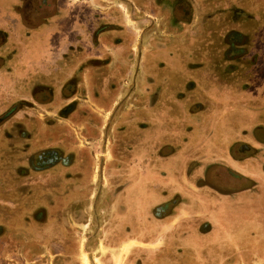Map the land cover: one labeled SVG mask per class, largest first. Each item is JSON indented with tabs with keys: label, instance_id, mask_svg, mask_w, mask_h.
Here are the masks:
<instances>
[{
	"label": "rangeland",
	"instance_id": "1",
	"mask_svg": "<svg viewBox=\"0 0 264 264\" xmlns=\"http://www.w3.org/2000/svg\"><path fill=\"white\" fill-rule=\"evenodd\" d=\"M115 1L117 2V0ZM222 1L225 3H222ZM105 2L109 3L107 5L108 10H115L118 6L115 5L116 3L113 4L107 0ZM170 2V0H159V3L162 4L164 8L168 7L169 10L175 12L174 6L177 5V2L180 3V1L174 0ZM188 4V10L183 3L179 4L176 7L175 15L178 14V16L188 17V24L186 25L190 27L189 38H196L192 42L202 37L199 33L197 34L198 31L196 29L200 31L203 29L202 27L207 29L215 27V10L219 9V6L223 9V13L220 15L222 24L225 22L227 27L231 26L229 19H232L231 16L234 15V8L241 9L247 13L249 16L247 26L252 32H250L249 41L254 43L251 51L252 57L249 56L247 61L248 64L252 62L251 65H248V68L252 70L251 74L253 76L250 72H248V75L254 77L255 82L258 80V83L264 80V0H189ZM101 9L97 8V10ZM159 9L160 8H158L159 18L156 25V37H158V39L176 42L180 35L171 36L163 32L168 31L170 27L179 25V19L182 18L175 17L173 23L169 24L165 16L160 14L163 10L161 11L160 9V12ZM152 10L155 12L154 8H152ZM133 11L140 15L145 13L143 7L140 8L139 11L133 10L132 0L121 2L119 23H114L115 27L119 29L117 30L119 34H121V20L123 22H130L128 18H132L131 15ZM62 14L64 15V10ZM242 20L244 19L237 17L236 22L241 23ZM131 24L133 23L131 22ZM243 24H245V20ZM53 26L54 22L43 26V29L46 30L43 37L44 40L37 38L34 41L38 47H41L43 43L48 44L47 41L53 38L51 35L55 33ZM132 27L131 25L128 30H131L133 33L134 28L132 29ZM162 33L164 35H162ZM147 37L148 35L145 34L139 39L138 35L133 33V35L130 36V40L133 44L136 38L137 41L143 39L142 41L144 42ZM115 38L120 37L115 35V37H111L109 41H113ZM171 53L170 51L166 55H159V57H163L167 60V55L170 56ZM125 55L127 58L129 57V59L131 55V63H137V59L142 57V52L138 50H80L77 52L78 68L81 64V68L78 69L77 79L80 81L77 83H65L66 79L64 78L62 83L55 82V84H51V86L55 85L54 87H56L57 90L62 88L61 96L58 94L59 97L57 98H47L41 91L31 88L35 96L38 95L40 99H45L44 104L17 101L12 105L14 106L16 104L15 107L19 106V108H26L28 105H39L40 108L35 110L33 118L37 120V112L41 113L39 115L47 128L45 139L51 142V145L41 146L39 144L40 146H37V149L40 148L41 150L46 147L54 148L53 142L56 141L57 137L61 138L62 143L58 147L61 148L63 153L71 154L75 162H73V166L70 168L61 165L60 167L58 166L42 172L34 170L27 160L24 161L22 167L20 165L21 163L13 161L12 164H7L0 168V172L3 170V172L11 177L6 180V190L0 188V264H132L130 257L133 256V252L136 253L138 249L136 246L141 245L142 248H149L148 244L144 245V242L141 244L138 242L136 246L135 242L122 244L120 236L131 234L133 237V235H137L140 236L138 239L144 241V237H141V235H149L150 226L154 223L155 226H152V228L155 229V232L151 235H154L153 240L156 241L152 244V247H156L158 252L156 262H161L164 259L166 260V258H170L176 262L181 261V257L187 254L185 251L188 246H196V244H193L194 242L184 245V239L187 236L195 239L198 232H201V230L205 231L203 230L205 228L201 227L202 225L200 227L188 224L182 226L178 224L169 225L166 221L167 219H164L165 221H154L152 211L154 205L150 204L149 199H147L148 201H145V199L141 201V216L138 210V213L136 212V205L133 202L126 203L124 208L125 212H121V207L118 208L119 205L121 206L119 201L121 195L117 194L121 193V186L141 187L143 198L149 197L150 177L153 172H155L154 174L157 176L158 180L157 192L159 201L163 200V193H167L168 196H171L173 192L178 191L181 194V199L183 198L186 202L190 203L189 205H192L193 202L190 200L192 195L188 193L194 192L191 188L199 184L197 174H199L202 167L204 168V166H206L207 168L209 164H213L199 160L191 161L194 158H204L205 156L203 152L201 156H199L197 148H191L190 153L187 154L190 157H186L185 159L180 157L183 161L175 157L174 162H172V160L165 157L163 158L162 156L164 154H161L160 147H157V154L159 156L156 161H154L153 159L155 158L150 155L151 148L146 147L148 141L145 140H142V145L145 143L146 145L141 147V153L144 155V150H146L147 156H143L142 161L138 159L139 157L135 159L134 147H130L131 158H127L129 152L121 147V129H125L127 125L134 123L135 117L137 116L133 109H130L127 113L123 112H126L125 109L127 108H134V106H137V100H139L141 96V100L144 102L143 107L146 104L149 106L150 95L145 96V93L152 90V80L149 71L147 72L148 67L146 66H118L115 62H119L118 60H121L123 56L126 57ZM227 55H229V52H227ZM96 58H101V61L99 60L100 62H96ZM92 59H94V61H92ZM82 65H87V70H85ZM173 69L174 76L170 74V68L168 66L157 70L161 72L167 70L166 73L168 74L169 82L181 80L184 77L183 74L176 75L179 68L176 67ZM190 74L192 73L189 72V76ZM121 75H123V78ZM47 79H52V77L49 78L47 76ZM122 79H125V81H122ZM186 79L187 77H185L184 80ZM130 80H134V82L136 81L137 83H131ZM138 81H140V83H138ZM2 87H4V85H2ZM141 88L143 90L140 92ZM188 88L192 91V82L189 83L188 87L186 86L187 90ZM174 89L181 90V87L179 86V88L176 87ZM243 89H245V87L242 88V85L241 87L239 85L237 90ZM1 94L2 93H0V95ZM67 95L70 96L67 97ZM8 101L9 105L5 104L4 107L0 109V121L1 118L4 119L12 116V106L8 109L6 108L10 106L12 102L16 101V99L14 101ZM30 101L34 100L30 99ZM215 101L216 103L212 100H208L207 103L204 101L205 104L198 103L197 105H190L194 107L195 110L190 108V115H186V117L194 119L193 121L196 122L195 120L198 114L196 107H204L205 112L200 113V119H205V122H203L209 129L213 122H220L219 118H221V115L216 112L224 111L223 106L218 103L222 101ZM223 101L230 105L231 103L235 105L232 107L239 110L241 114L244 113H242L240 107H250L251 102H254L253 110L255 114L251 116L244 115L246 117H252V123L255 126L254 133H256V135L264 131V114L260 113L261 115H258L259 110H264V99L251 100L237 98ZM157 105L160 107V104H156V106ZM171 105L174 107L172 120L178 130L174 131L173 134L175 146H177L174 148L175 155L182 153L181 144L183 133L181 130L184 121V116L182 115L183 102L180 98H174ZM185 106L187 107V105ZM121 107L125 108L122 112ZM142 112V121H151V116L153 115L146 109H142ZM158 113L157 116L161 118L163 112ZM241 114L235 113V115H231L234 119L233 122L238 124L243 123L245 116ZM35 120L32 121L34 124L36 122ZM260 122H262L263 125H260ZM87 126L89 127L87 128ZM258 126L263 127H260L258 131L256 130ZM55 128L57 130H55ZM212 132V130L207 131V134L209 133L208 137H211ZM238 132L249 134L247 131ZM261 141L264 143V139ZM223 147L224 146H217L213 148V145H207L205 148L207 150V160L209 155H213V158H217L218 154H222ZM163 152L166 153L167 151L165 150ZM12 154L15 153L13 152ZM125 154L127 155L125 156ZM189 158L192 159L188 161ZM125 159L129 161V163H127ZM135 165L138 166V169ZM154 169L155 171H153ZM133 170L138 172L137 174L140 176L139 179L137 178L139 183L135 184V179L132 177L134 175L126 177L127 179L125 180L121 178L123 172L130 173ZM171 170L173 171L172 173ZM255 170L258 171L257 168ZM21 172L28 173L25 179L12 177L15 173L19 174ZM59 172H61L60 175ZM215 179L216 178L210 177L209 181L213 182ZM124 181H126L125 183L127 184L123 183ZM22 183L24 185H22ZM260 186L255 187L254 192L257 193V195H254V197L260 196L259 194L263 187ZM185 188L189 190H185ZM56 192H60L61 194L57 197ZM257 202L259 201L257 200L256 203ZM256 203L253 202L255 208L257 207ZM263 206L264 197L263 201H261L257 207V209H259L258 212L263 213ZM184 207L185 206H181V208ZM191 207L193 206L185 208L188 209ZM250 211H252V209ZM255 211L257 212V210ZM255 211L252 212V214H255ZM187 213L190 215H187ZM195 213L196 211L187 210L180 212L179 210H174L171 217L177 222L179 217L183 218L184 216L186 218ZM223 214H225V212H223ZM139 218L141 228L137 226ZM254 218L257 219V221L264 222V215L260 216L255 214ZM123 220L130 224L126 232L121 228V222H123ZM202 220L203 221L197 220V222L203 224L202 222L206 221L211 225L214 224L212 220ZM149 221H151V223ZM226 229L234 230L236 228L223 227L222 231ZM233 234L237 235L238 231H235ZM247 234V239L238 240L237 249L247 248V252L250 256L248 264H264L263 228L251 226L248 228ZM238 235L242 236L243 233ZM170 236H175V244L170 243L174 247V251L169 248V251H166V240H168V237L171 238ZM181 250L185 251L183 252ZM189 250L192 251L191 248H189ZM195 251L198 253L199 250H194L193 254L196 255ZM195 257L196 256L190 258L196 262L198 259H195ZM239 264H241V262Z\"/></svg>",
	"mask_w": 264,
	"mask_h": 264
},
{
	"label": "crops",
	"instance_id": "2",
	"mask_svg": "<svg viewBox=\"0 0 264 264\" xmlns=\"http://www.w3.org/2000/svg\"><path fill=\"white\" fill-rule=\"evenodd\" d=\"M105 1L106 0H4L3 3V0H0V56L5 57L4 60H0V93H2L0 95V109H2L5 104L9 105L8 100L14 101L15 99L16 101L12 102V104L6 109L11 107L17 101L44 104L45 99H40L38 95L35 96L31 88L41 91V93H44L47 98H57L59 97L58 94L61 96L62 88L57 90L56 87H54L55 85L51 86V84H55V82L62 83L64 78L66 79L65 83H77L80 81L77 79V76L81 64L78 68V49L76 48L77 46L75 43V38L79 35L86 39L85 50H138L139 52H142V57L140 55L141 58L137 59V63H131V55L130 59L129 57L127 58L126 55V57H121V60H118L119 62H115L121 67H137V65H139V67H145L149 65L150 67L168 66L176 68L179 64H182V66H184V64L186 66L187 64V67H189L194 66L196 60H200V58L196 60L192 58V51H194V48H196L199 42H201V39L204 36L203 30L201 29L199 31L196 29L198 31L197 34L199 33L202 37L197 41L195 40L192 42L196 38H189L190 27L186 25L188 23L180 21L177 28L170 27L168 31L163 32L164 34L171 36L180 35L176 42L158 39V37H156V25L159 18L158 11L154 8L155 12H153L151 2L150 6H148V2L142 0L140 3L143 4L141 5H139L136 0H132V2L139 6V9L143 7L145 10V13L143 14L144 16L141 15L138 17L136 16L138 14L134 12L136 18H128V21L130 22H123L122 24H124L126 28H130L132 25V28H134L133 33L137 34L139 39L145 34L148 35V37L144 42L142 41L143 39L137 41L136 38L135 43L132 44L130 42L128 47L126 46V48H124V45L121 44V34H119V31H112L109 29L115 27L114 23H119L118 20L121 16V0H117V2L115 0H107L118 5L117 8H115L117 13L115 10H108L107 5L109 3ZM97 8L102 9L97 10ZM63 10L64 15L62 14ZM23 19L25 23L23 22ZM98 21L106 23L107 27H105V31L103 30L102 32H99L101 36L98 38L100 39L98 42H101L103 46L100 44L95 48L91 46L90 42H88V38L89 35L94 32L95 27L98 26ZM52 22H54L53 27L55 31L54 34H51L53 38L47 41L48 44L43 43L41 47H38L37 44L34 43L35 39L40 38L44 40L43 37L46 30L43 29V26ZM131 22L133 24H131ZM109 25L112 27H109ZM163 33L162 35H164ZM115 35H118L120 38H115L113 41H109L110 38L115 37ZM170 51L172 53L170 56L167 55V60L163 57H159V55H166ZM179 55H181L180 63ZM100 59L101 58H96V62H100ZM92 61H94V59H92ZM191 63H193V65ZM222 63V66H226L225 72H227L226 75L229 79L215 77V75L211 74L208 69H206V71L200 70L197 72V78L190 77L191 75L189 76V72H187V80H194L195 83H193L192 91L189 88L188 90L186 89L183 91V97L181 98L183 102L182 115L184 116L183 127L181 130L183 133L181 154L174 155V148L177 146H175L173 134L177 128L175 127L172 118L168 122V128L167 126L161 128L162 126L160 125L153 126V124L150 123L149 129L136 130V125L134 126V123H132L130 125L134 126L135 129L130 128L131 126L121 129V147L126 150V147L130 146L134 147L133 150H135L138 146H145V144L142 145V140H149L147 145L151 147L152 150L153 146L156 148L162 147L160 142L165 141V145H168L169 147L166 148L167 152L164 153L163 156H166L165 158L174 162L175 157L178 160L190 157L187 154L190 153L191 148H197L199 156H201L203 152L205 155L203 159H207V150L205 149L207 145H213V148L217 146H224L223 148H225L226 145L231 142H234L236 146L248 145L251 148L250 155L254 157L252 159H242L239 161L233 160L227 157L226 151L223 149V153L218 154L215 160V163L219 164V175L222 174L221 176H225L224 173L228 171L227 173L230 179L227 180V183L236 188L238 187V190L235 191L237 192V197L240 195L242 196V193L246 192L239 190L242 189L245 184L247 185L245 180L247 178L252 179L254 184L255 176L253 173L256 174V172H261L262 170L264 163V143L261 140L264 139V136L261 134L256 135V133H254L255 126L252 123L253 119L252 117H246L255 114V111L253 110L254 102H251L250 107H240V110L246 115L245 116L235 107H232L235 105H232V103L230 105L223 100H234L237 98L251 100L264 99V80L260 83H258V80L255 82L254 77H252L253 75L251 73L252 76L248 75L249 68L243 70L244 66L238 60L226 58L225 60H222ZM205 65H207V63ZM86 66L82 65L85 70H87ZM239 72H243V74L239 76ZM47 76L49 78L52 77V79H47ZM121 77L123 78V75H121ZM166 77L168 78V76ZM230 78L236 79V81L232 82ZM122 81H125V79H122ZM130 81L131 83L136 82H134V80ZM138 83H140V81H138ZM165 84L170 85L167 81ZM2 85H4V87H2ZM239 85L240 87L242 85V88L245 87V89L237 90ZM142 90L143 89L141 88L140 92ZM146 95L147 94L145 93V96ZM166 95L168 94L164 92L160 99L165 105L156 108V112H163V116H161L162 118H164L169 112V96ZM68 96L70 95H67V97ZM30 99H33L34 101H30ZM208 100H212L214 103H216L215 100H221L222 102L218 103L224 108V111L216 112L221 115V118H219L220 122H213L209 129L204 123L205 119H200V113L205 112V110H203L204 107H196L198 108L196 122L193 121L194 119L186 117L187 113L190 114V108L195 110L194 107H191L190 105H197L198 103H204V101L207 103ZM15 105L11 108L13 111L12 116L0 121V168L7 164H12L13 161L21 163L20 165L22 167L24 161H28L31 154L37 150V146L51 145V142H48L45 139L47 128L45 123L41 120V116L39 115L41 113L37 112V120L33 118L35 110L40 108L39 105H28L26 108H19V106L15 107ZM185 105H187V107ZM143 108L146 109L147 107L145 105L144 107L142 105H137L134 106V108L127 109L121 107V112L123 109L126 110V112L123 113H127L130 109H133L135 114H138L142 113ZM148 108H150L149 111L152 115L154 108L150 106H148ZM258 112V115L264 114V110H259ZM235 113L245 116L243 123L238 124L233 122L234 119L232 116L235 115ZM172 114H174V111H172ZM34 120L36 121L35 124L32 122ZM260 123V125H263L262 122ZM263 126H258L256 130L259 131L260 127ZM88 127L89 126H87V128ZM55 130L57 129L55 128ZM211 130L213 131L211 137H208L209 133L207 134V131ZM238 131H247L249 134H242ZM130 135L133 137L131 138ZM138 136L143 139L138 138ZM153 140L156 141V145H154ZM138 141H141V145H139ZM61 143V138L57 137L56 141L53 142V145L54 147H58ZM13 152L15 154H12ZM126 155L127 154H125V156ZM143 156L145 157V155H142L139 151L134 153V157H139L140 161H142ZM210 157H213V155H209V158ZM191 159L192 158H189L188 161ZM73 162H75L74 158ZM249 162L253 163V167L249 166ZM127 163H129V161H127ZM135 167L138 169L137 165H135ZM256 168L258 171L255 170ZM27 175L28 174L21 172L19 174L15 173L12 177L25 179ZM8 178H11L10 175L2 170L0 172V188L6 190L5 184H7L6 180ZM22 185L24 184L22 183ZM226 194L230 195L231 192L227 191ZM235 201L238 202V200ZM124 242L126 243L127 240H124Z\"/></svg>",
	"mask_w": 264,
	"mask_h": 264
},
{
	"label": "flooded vegetation",
	"instance_id": "3",
	"mask_svg": "<svg viewBox=\"0 0 264 264\" xmlns=\"http://www.w3.org/2000/svg\"><path fill=\"white\" fill-rule=\"evenodd\" d=\"M124 1L125 0H121V2H124ZM136 1L138 2L139 5L143 4V3H140L141 0H136ZM142 1L144 2L147 1L148 6H150V2H151L152 7L157 9V11H158V8H160L161 11L163 10L162 13L160 14L165 16V19H167V22H169V24L173 23V19L175 17L176 18L181 17L182 19H179L180 21L188 23L187 21L189 20L187 19L188 17H184L181 15L178 16L177 13H176L177 15H175V12H176V7L181 3H183L187 7V10H188L189 0H175V1H180V3L177 2V5L174 6L175 12L172 10H169L168 7L164 8L162 4L159 3V0H142ZM170 1L173 2L174 0H170ZM222 3H225V2L222 1ZM132 4H133V10L135 9L136 11H139L138 6L134 2H132ZM134 12L135 11H133V14L131 15L132 17L136 18V16L138 17L141 16L140 14L134 16L135 15ZM222 13H223V9H221L219 6V9L215 10V16H216L215 17V20H216L215 27L208 28V29L202 27L204 36L202 37L201 42H199L200 45L198 44L197 47L194 48L195 50L192 51L193 58L195 60L200 58V60H196V62L194 63V66H189V67H187V64L186 66L185 64L184 66H182V64H179L182 68L178 66L179 70L178 72H176V75L183 74L184 77L181 80H173L169 82L168 81L169 78L166 77L168 76V74L166 73L167 70L163 72L157 70V69H163L164 66H154V67H150L149 65L146 66L148 67L147 72L149 71L151 75V80H152L151 81L152 90L148 91L149 93L146 92V94L148 96L150 95L149 106L153 107L154 110L152 111L153 116H151V121L149 122L142 121L143 112L136 114L137 117H135V122L133 124L134 126L136 125V130L149 129L150 123H152L153 126L160 125L162 126L161 128H164L166 126L168 128V125H169L168 122L171 120L173 116L172 111H174L173 109L174 107L173 105H171L172 100L174 98L181 99L183 97L182 95L183 91L186 90V86L188 87L190 82L195 83L194 80H187V79L184 80L185 77H187V72L192 73L190 74L191 75L190 77L197 78L198 77L197 72H199L200 70L206 71V69H208L211 74L215 75V77L229 79L226 75L227 72H225L226 66L225 67L222 66L223 59L225 60L226 58H232L234 60H238L244 66L243 70H247L248 65L249 64L251 65L252 62L248 64L247 61H248V57L252 55L251 51L253 49L254 43L249 41L250 35H251L250 34L251 30H249L247 26L248 24L247 20L249 16L243 10L234 8V12H233L234 15L231 16L232 19H229L230 21L229 23H231V26L227 27V24L225 22L224 24H222V19L220 17ZM237 17L244 19L245 24H243L244 20H242L241 23H237L236 22ZM122 23L123 21L121 20V44H123L124 48H126V46L128 47L129 43L131 42L130 36H132L133 33L131 32V30H128L130 28H126L125 25ZM97 24L98 26L95 27L94 32H92L89 35L90 38H88L89 40L88 42H90L92 47L95 46V48L98 47L100 44L102 45L101 42H98V40H100L98 38L101 36L99 32H102L105 29V27H107L106 23H103L102 21L100 22L98 21ZM109 27H112V26L109 25ZM173 28H177V25L173 26ZM109 29H111L112 31L119 30L117 29V27H112ZM82 37L79 35V36H76L75 38L76 40L75 43L77 46L76 48L78 49L77 52H79L80 50L86 49V42H85L86 39ZM227 52H229V55H227ZM4 59L5 57L0 56V60H4ZM180 59H181V55H179V63H180ZM206 63L207 65H205ZM191 64L193 65V63ZM169 68H170V74L174 76L173 68L175 67L173 68L169 67ZM248 71L251 73L252 70H250L249 68ZM238 74L240 76L243 74V72H239ZM230 80L232 82L236 81V79H232V78H230ZM166 81L169 82L170 85L165 84ZM179 86L181 87V90L174 89L176 87L179 88ZM164 92L168 94L166 96H169L168 97L169 100L167 99L169 102L168 103L169 112L168 114H166L167 116L165 115L164 118L162 117L159 118L157 116L158 112H156V108L158 107L156 106V104H160V106L165 105L162 103V100L160 101ZM141 98L142 96L139 97V100H137L138 101L137 105L143 106L144 102H142ZM145 106L147 107V104ZM146 109L150 113L149 111L150 108L147 107ZM203 110H205V108ZM188 115L190 114L187 113V116ZM157 118H159V120ZM5 119L6 118L4 119L1 118V121ZM128 126H131V125H127V127ZM134 126H131L130 128H134ZM263 132L264 131H261V134ZM143 133H147V132H143ZM130 137L132 138L133 136L130 135ZM138 138H141V137L138 136ZM145 141H148L149 143V140H145ZM138 143L139 145H141V141H138ZM153 143L154 145H156V141H154ZM160 143L162 144V147H160L161 154H164L163 151H165L166 148L169 146L165 145V141H162ZM146 147H149V146L146 145ZM129 148L130 146L126 147V151L129 152L127 158L130 159L131 151ZM224 149H225L224 151H226L227 157L233 160L239 161L242 159L244 160V159L254 158L252 155H250L251 148L248 145L236 146L234 142H231L230 144L226 145ZM133 151L134 153H136V151H139V153H141V146H138V148H136ZM146 153H147L146 150H144L145 157L147 156ZM150 155L153 156L155 158L153 160L156 161L157 157L159 156L157 154L156 147L153 146L152 150H150ZM162 157L164 158L166 156H162ZM134 158L136 159L137 157H134ZM198 160L207 162V163H213V164H209L207 168L206 166H204V168L202 167L203 170L201 169L200 173L197 174L199 184L198 186H193V188H191L194 190V192L188 193L192 195V198H190V200H192L193 202L192 205H189L190 203L186 202L183 198L181 199V196H180L181 194L178 191L173 192L171 196H168L167 193L165 194L163 193L162 194L163 200L159 201L158 192H157L158 180H157V176L154 174L155 172H153V174L150 177V188L148 191L150 192L149 193L150 195L148 198L147 197L143 198L141 187L139 188L137 186L129 187L128 185L121 186V193L117 194V195H121L120 200H119L121 203V206L120 205L118 206V208L121 207V212H125L124 208L126 206V203L133 202L136 205L135 206L136 212L138 210L139 215L141 216L140 214L141 213L140 212L141 201L142 199H145V201H148L147 199H149L150 204L154 205L152 207L154 221L156 222L165 221L164 219H167L166 221L169 225L178 224L182 226V225L188 224V225H195L199 227L202 225L201 227L205 228L203 229L205 231L201 230V232H198L195 239H193L190 236H187L184 239L183 241L184 245L194 242L193 244H196V246L187 245L188 246L187 250L186 251L184 250L187 254L181 257V261H176V262L170 258H166V260L164 259L161 262H158V261L156 262V259L158 258L157 256L158 252L156 250V247L155 248L152 247V244L155 243L156 241L153 240L154 235H151L152 233L155 232V229L152 228V226H155V223L153 225L151 224L149 235L148 234L141 235V237L142 236L144 237V241H142L141 239H138L140 238V236H137V235H133V237L131 234L123 235V236L121 235L120 237H121L122 244H125L124 240H127L126 243L135 242V246H136V243L138 242L140 244L144 242L145 243L144 245L148 244L149 248H142L141 245L136 246L138 247V249L136 250V253L133 252L134 253L133 256L130 257L131 259L130 261H132V264H239L240 262L241 264H248L249 257H250L249 253L247 252L248 250L247 248H242L238 250L237 249L238 240H245L248 238L247 230L251 226L263 228V232H264V222L257 221V219L254 218L255 214L260 215V216L264 215V211L263 213H260L258 212L259 209H257V207L259 206V203L263 201V197H264V171H263L264 163H263L261 172H257L256 174L253 173V175L255 176V181H254L255 183L253 184L252 179L247 178L245 180L247 182V185L245 184L242 189H239V190L246 191V192L242 193V196L240 195L236 197L237 192L235 191L238 190L237 189L238 187L236 188L227 183V180L230 179L227 173L228 171L224 173L225 176H221L222 174L219 175V168H218L219 164L215 163L216 158L210 157L207 160V159L197 157V158H194V160L192 161H198ZM28 163L34 168V170H37L39 172L53 169L58 166L60 167L61 165L67 166L68 168H70L71 166H73V156L71 154L63 153L61 148L59 147H54V148L46 147L41 150L40 149L35 150V152L31 154V156L28 158ZM249 166L253 167V163L249 162ZM172 170H171V173L173 172ZM153 171H155V169ZM60 173L61 172H59V175ZM137 173L138 172H134V171L130 173L123 172L121 174V178L125 180L127 179L126 177H130L131 175H134L132 177H134L135 184H136V183H139L137 178L138 179L140 178V176ZM210 177L216 178V179L213 182H210L209 181ZM125 182L126 181H124L123 183ZM254 185L263 186L262 191L259 194L260 195L259 197L257 196L254 197V195H257V193L254 192L255 187H256ZM185 190H189V189L185 188ZM227 191L231 192V194L227 195L226 194ZM60 194H61L60 192H56L57 197ZM235 200H238V202H236ZM257 200L259 202L256 203ZM253 202L257 204L256 208L253 206ZM181 206H185V207L193 206V207L187 209L185 207L181 208ZM251 209L252 211H250ZM174 210H179L180 212L189 210V211H196V213L186 218L184 216L183 218L179 217V219H177V222H175V219L171 217L174 213ZM255 210H257V212ZM254 211L256 213L252 214V212ZM223 212H225V214H223ZM187 215H190V214L187 213ZM202 219L212 220L214 224L211 225L209 224V222H206V221L202 222L203 224H200V222H197V220L203 221ZM149 222L151 223V221ZM137 226L141 228L140 218H139V222ZM128 227H130V224L128 222H125V220H123V222H121V228L126 232ZM223 227L224 228H236V229L234 230L226 229L222 231ZM235 231L236 232L238 231V234L243 233V235L242 236L238 234L234 235L233 233ZM170 237L171 238L166 237L168 239L166 240L167 242L166 251H169L168 248L171 249L172 251L175 250L174 247L171 245V244H175L174 243L175 236H170ZM189 248H191L192 251H190ZM195 249L199 250L198 253L195 251L196 255L193 254ZM144 250H146L147 252ZM194 256H196L195 259H198L196 260V262L191 259V258H194Z\"/></svg>",
	"mask_w": 264,
	"mask_h": 264
}]
</instances>
